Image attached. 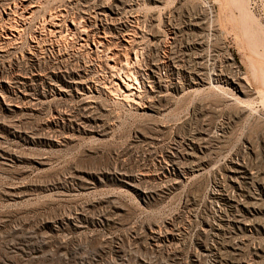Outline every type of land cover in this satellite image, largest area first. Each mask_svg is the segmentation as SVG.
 <instances>
[{"label": "rangeland", "instance_id": "374dc122", "mask_svg": "<svg viewBox=\"0 0 264 264\" xmlns=\"http://www.w3.org/2000/svg\"><path fill=\"white\" fill-rule=\"evenodd\" d=\"M212 1L0 0V264H264V0Z\"/></svg>", "mask_w": 264, "mask_h": 264}, {"label": "bare ground", "instance_id": "6f19581e", "mask_svg": "<svg viewBox=\"0 0 264 264\" xmlns=\"http://www.w3.org/2000/svg\"><path fill=\"white\" fill-rule=\"evenodd\" d=\"M25 1H27V0H25ZM31 1H32V0H31ZM30 3H31V2H30ZM17 4H18V3H17ZM21 4H22V3H21ZM14 6H15V5H14ZM24 6H25V5H24ZM30 6H32V3H31ZM32 7H33V6H32ZM15 8H16V7H15ZM15 8H14V9H15ZM17 8H18V7H17ZM26 8H27V7H26ZM21 9H22V8H21ZM18 10H19V9H18ZM23 10H24V9H23ZM25 10H26V9H25ZM28 10H30V9L28 8ZM35 11H36V10H35ZM12 12H15V11H12ZM25 12H26V11H25ZM31 12H33V11H31ZM15 13H16V12H15ZM22 13H23V11H22ZM27 13H28V12H27ZM6 14H7V13H6ZM8 14H9V13H8ZM10 14H11V12H10ZM13 14H14V13H13ZM13 14H12V15H13ZM12 15H11V17H13ZM15 15H17V14H15ZM18 15H19V14H18ZM20 15H22V14H20ZM8 16H9V15H8ZM23 16H24V15H23ZM45 16H46V15H45ZM45 16H44V17H45ZM55 16H56V15H54V17H53V18H55V21H53V22L51 21L52 23H49V22H47V23L51 24V26H52L53 28H55V29L57 30V32L59 33L60 31H62V29H64L65 26L63 25V26H64V27H63V26L60 24V20H62V19H60V18H58V17H55ZM58 16H59V14H58ZM19 17H20V16H19ZM60 17H62V16H60ZM51 18H52V17H51ZM80 18H81V17H80ZM82 18H83V16H82ZM65 19H66V18H65ZM67 19H68V18H67ZM72 19H73V18H72ZM72 19H71V20H72ZM8 20H9V19H8ZM11 20H12V19H11ZM46 20H48V19H46ZM53 20H54V19H53ZM65 21H66V20H65ZM73 21H75V20H72V22H73ZM82 21H83V20H82ZM82 21H81V22H82ZM12 22H14V21L12 20ZM45 22H46V21H45ZM77 22H78V20H77ZM81 22H80V23H81ZM9 23L11 24V21H10ZM43 23H44V22H43ZM63 23H64V22H63ZM63 23H62V24H63ZM75 23H76V22H75ZM80 23H78V24H80ZM82 23H84V22H82ZM85 23H86V21H85ZM13 24H14V23H13ZM44 24H45V23H44ZM72 24H74V22H73ZM41 25H42V24H41ZM65 25H66V27H67V24H65ZM13 26H14V25H13ZM44 26H45V25H44ZM73 26H75V25H73ZM81 26H82V25H81ZM62 27H63V28H62ZM85 27H86V26H85ZM13 28H14V30H15V27H13ZM81 28H82V27H81ZM9 29H10V27H9ZM44 29L46 30V28H44ZM78 29H79V28H78ZM82 29H83V28H82ZM14 30H13V31H14ZM64 30H65V29H64ZM68 30H70V29H68ZM71 30H72V29H71ZM75 30H76V28H75ZM79 30H80V29H79ZM85 31H87L86 28H85ZM85 31H83V32H85ZM15 32H16V31H15ZM48 32H49V30H48ZM50 32H51V31H50ZM50 32H49V33H50ZM70 32H71V31H70ZM72 32H73V30H72ZM74 32H75V31H74ZM76 32H77V30H76ZM44 33H45V32H44ZM52 33L54 34V32H52ZM60 33H61V32H60ZM62 33H63V32H62ZM80 33H81V31H80ZM50 34H51V33H50ZM69 34H70V33H69ZM69 34H68V35H69ZM78 34H79V32H78ZM83 34H84V33H83ZM85 34H86V33H85ZM11 35H12V34H11ZM11 35H10V36H11ZM55 35H56V33H55ZM66 35H67V34H66ZM74 35H76V37H77V33L74 34ZM81 35H82V34H81ZM10 36H9V37H10ZM69 36H70V35H69ZM79 36H80V35H79ZM79 36H78V37H79ZM98 36H99V35H98ZM9 37H7V38H9ZM11 37H12V36H11ZM11 37H10V38H11ZM14 37H15V36H14ZM64 37H66V36H64ZM64 37H63V38H64ZM74 37H75V36H74ZM60 38H62V37H60ZM63 38H62L61 40H63ZM80 38H81V36H80ZM99 38H100V37H99ZM101 38H102V37H101ZM71 39H72V38H71ZM83 39H84V38H83ZM64 40H65V39H64ZM87 41H88V40H87ZM97 41H98V40H97ZM10 42H12V39H11ZM13 42H14V41H13ZM84 42H85V41H84ZM103 42H104V41H103ZM99 43H100V42H99ZM101 44H102V43H101ZM95 45H96V44H95ZM82 46H83V45H82ZM85 46H86V45H85ZM4 47H5V46H4ZM83 47H84V46H83ZM3 49H4V48H3ZM59 49H60V48H59ZM67 50H68V49H67ZM4 51H5V50H4ZM61 52H62V51H61ZM1 55H2V54H1ZM116 56H117V55H116ZM121 67H122V66H121ZM119 69H120V70H119L120 72L122 71L121 73H124V74H125V77H122L123 81H122V80H121V81H122V83H123V85H124V86H123V88H124V93H126L127 91H129L130 87L132 86V85L129 84V82H132L133 80L130 79V77H131V76H129L130 73L124 72L123 67H122V68H119ZM119 71H117V72H119ZM125 71H126V70H125ZM118 74H119V73H118ZM119 75H121V74H119ZM119 75H118V76H119ZM122 76H123V75H122ZM133 79L136 80L134 77H133ZM127 82H128V83H127ZM77 83H79V82H77ZM77 85H78V84H77ZM118 85H119V84H118ZM78 86H79V85H78ZM118 88H119V87H118ZM121 90H122V89H121ZM122 91H123V90H122ZM126 94H127V93H126ZM127 96H128V94L126 95V97H127ZM126 97H125V98H126ZM132 189H133V188H132ZM143 194H144V192H143ZM144 195H145V194H144ZM222 195H223V196H222ZM224 196H225V195H224L223 193H215V192H212V193L210 194V197L213 198V199H219V198H220V200H224V199H225ZM226 199H227V198H226ZM227 200H228V199H227ZM168 234H169V236H171V237H174V236H175L173 232H169ZM168 234H167L165 237L169 238V237H168ZM158 236H159V234H158L156 231H154V232L152 233V237H153V239H154V238L156 239L155 242H159V241H160V236H159V237H158ZM204 252H205V253L210 252V249H209V248H206V249L204 250Z\"/></svg>", "mask_w": 264, "mask_h": 264}, {"label": "built area", "instance_id": "2783aa9c", "mask_svg": "<svg viewBox=\"0 0 264 264\" xmlns=\"http://www.w3.org/2000/svg\"><path fill=\"white\" fill-rule=\"evenodd\" d=\"M202 6L204 7L205 10L209 12V14H212L213 9H214V4L212 0H200Z\"/></svg>", "mask_w": 264, "mask_h": 264}]
</instances>
